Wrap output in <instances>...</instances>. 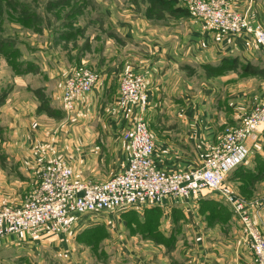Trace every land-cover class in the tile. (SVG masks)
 <instances>
[{
    "label": "crops",
    "instance_id": "crops-1",
    "mask_svg": "<svg viewBox=\"0 0 264 264\" xmlns=\"http://www.w3.org/2000/svg\"><path fill=\"white\" fill-rule=\"evenodd\" d=\"M165 1L171 2V7L159 14H127L122 18L110 14L107 37L98 40L99 35L93 32L85 36L82 47L70 36L45 31L37 36L41 38L39 45L24 44L32 52L26 56L20 51L19 71L0 56L9 74L0 117L10 140L15 138L7 154L11 161L23 164L30 178L18 204L40 181L35 165L41 156L62 157L72 167L73 179L79 181L100 182L123 171L130 152L122 133L141 117L154 140L153 158L158 166L169 171L198 167L207 147L227 128L241 124L264 98V52L251 35L203 31L182 0ZM230 3L250 22L264 26V0ZM175 7L185 9L186 14L174 11ZM37 48L41 55L35 54ZM84 64L95 70L98 80L79 99L76 109L65 113L61 107L63 79L71 68ZM126 68L144 78L147 104L143 109L117 101L119 77ZM35 74L49 80L34 87ZM47 91L57 93L51 96L60 98L61 109L53 106L52 100V107L39 100ZM47 95L50 97V92ZM51 108L60 116H54ZM244 146L248 156L243 165L253 155L264 153V121L246 138ZM256 193L249 200L255 203L253 220L263 228L264 189ZM174 206L180 209L176 213L188 217V239L192 240L188 264H256L238 216L219 193L203 189L196 196H167L159 203L145 205L163 210L166 224ZM73 228L58 236H41L38 242L23 235L2 238L0 264H17L21 251L37 257H28L30 264H43L41 250L56 255L68 248Z\"/></svg>",
    "mask_w": 264,
    "mask_h": 264
},
{
    "label": "built area",
    "instance_id": "built-area-1",
    "mask_svg": "<svg viewBox=\"0 0 264 264\" xmlns=\"http://www.w3.org/2000/svg\"><path fill=\"white\" fill-rule=\"evenodd\" d=\"M182 1L203 31L249 34L264 52V26L250 22L232 7L231 0ZM97 80L98 74L86 65L71 68L62 82V108L68 113L74 111L79 99ZM117 101L120 105L133 103L143 109L147 104L143 76L124 69L119 77ZM263 121L264 99L251 108L241 124L227 128L216 143L207 147L200 166L187 170L169 171L156 164L154 140L142 117L122 133L130 152L126 168L106 180H75L72 167L62 157L41 156L35 165L39 183L20 204L0 208V239L9 235L58 236L71 231L87 213L125 210L159 203L167 196H196L209 189L219 193L231 206L256 264H264V224L260 228L253 220L255 203L233 192L226 183L230 171L248 156L244 141Z\"/></svg>",
    "mask_w": 264,
    "mask_h": 264
},
{
    "label": "rangeland",
    "instance_id": "rangeland-1",
    "mask_svg": "<svg viewBox=\"0 0 264 264\" xmlns=\"http://www.w3.org/2000/svg\"><path fill=\"white\" fill-rule=\"evenodd\" d=\"M0 4L3 5L0 6V23L3 26L0 39H11L14 46L18 48L19 54L22 51V54L25 53L26 56H29L32 51H28L24 44L28 43L32 47L39 45L38 40L41 38L37 36L45 31L70 36L76 41L78 47H82L84 38L88 34L95 32L94 35H99L98 40L107 37L111 24L110 14L120 18L127 14L152 15L165 12L171 7V5L162 6L163 2L160 3L159 0H11L10 6L2 2ZM81 5L82 9L83 7L85 9L82 10ZM18 15L24 16L26 23L32 26L27 27L9 20ZM92 20H95V23ZM31 36H34V40ZM113 39L117 40V37L114 36ZM4 44L0 42V46ZM39 50L40 48H37L35 54L41 55ZM10 53H12L11 50ZM0 56L7 61V54L3 55L0 52ZM30 57L38 63L34 56ZM88 67L91 68L90 65ZM8 75V71L0 61V105L7 94L8 86L5 83H8ZM34 77H36L33 81L34 87L39 83L45 84L49 80H44L40 74H35ZM49 92L50 97L47 95ZM52 92L47 91V94L42 92L43 98L39 95V100L42 103L46 101L47 107H52L51 100L53 106L60 107V98L51 96ZM54 94L57 93L54 92ZM51 111L54 116L61 114L52 108ZM63 111L67 113L64 109ZM14 140L15 138L10 140L0 117V205L6 204L5 206L17 205L30 186V178L23 164L14 159L11 161L7 154L13 149ZM226 183L233 192L246 199H254L256 192L264 189V153L253 155L252 159L240 169L229 173ZM176 210L180 209L175 206L171 208L173 215L168 224L164 222L163 210L158 207H145V205L111 212L102 210L87 213L74 226L73 239L69 240L66 246L68 248H63L56 255L41 250L42 263L188 264V245L192 241L188 239V217L181 212L176 213ZM26 240H20V242L25 243ZM35 240L41 241L40 238ZM24 247L28 248L26 244ZM25 252L27 251H21V261L17 264H30V260L37 259L32 255L25 256Z\"/></svg>",
    "mask_w": 264,
    "mask_h": 264
},
{
    "label": "trees",
    "instance_id": "trees-1",
    "mask_svg": "<svg viewBox=\"0 0 264 264\" xmlns=\"http://www.w3.org/2000/svg\"><path fill=\"white\" fill-rule=\"evenodd\" d=\"M161 1L163 2L162 6H168V4H171L170 0H169L170 3H165L164 0H159L160 3H161ZM0 2L6 3L5 4L6 6H10L11 0H0ZM0 6H3V5L0 4ZM0 11H1V9H0ZM174 11H176V12L178 11L181 14H186V10L182 9L181 7H175ZM0 15H1V13H0ZM9 20L19 22L21 25H24V26H27V27H31L32 26V24H27L26 20H25V17L21 16V15L20 16L18 15L15 18L9 19ZM2 31H3V26H2V23H0V35H1ZM0 42L5 43L3 46H0V52L3 55L7 54V58L6 59L10 63V65L13 67L14 71H19V69H20L19 68V61L17 60V57L19 56L18 48L14 46V43L11 40L0 39ZM11 43H13V47H11ZM10 50L12 51V53H10ZM242 166H243V164H240V165L236 166L235 168H233L230 171V173L232 171L236 170V169H240V167H242Z\"/></svg>",
    "mask_w": 264,
    "mask_h": 264
}]
</instances>
